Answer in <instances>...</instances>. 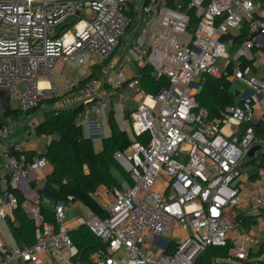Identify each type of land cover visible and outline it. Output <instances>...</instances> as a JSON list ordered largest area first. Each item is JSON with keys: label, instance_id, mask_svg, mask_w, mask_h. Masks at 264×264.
Returning a JSON list of instances; mask_svg holds the SVG:
<instances>
[{"label": "built area", "instance_id": "1", "mask_svg": "<svg viewBox=\"0 0 264 264\" xmlns=\"http://www.w3.org/2000/svg\"><path fill=\"white\" fill-rule=\"evenodd\" d=\"M124 36L132 37L136 64L169 78L167 87L148 93L137 74H114L117 87L142 94L130 111L131 126L148 139L115 152L131 182L107 188L101 212L83 205V216L69 217L73 202H59L48 220L39 203L26 199L21 205L35 222L36 240L21 246L0 237V264H47L41 254L50 264H81L71 232L82 225L103 242L86 264H196L209 246L230 242L229 257L243 260L264 242L257 226L243 229L238 219L250 208L264 209V157L258 182L241 166L255 144H262L255 157L264 153V136L253 125L264 115V74L255 71L264 54V0H0V90L26 112L62 96L53 68L61 59L75 61L87 75L79 88V122L86 124L111 102L91 66L111 58ZM206 75L240 85V102L221 120L209 118L198 101ZM78 82L68 79L69 89ZM11 134L3 119L0 218L19 205L11 190L49 165L45 155L6 149ZM236 228L242 232L233 238Z\"/></svg>", "mask_w": 264, "mask_h": 264}, {"label": "trees", "instance_id": "2", "mask_svg": "<svg viewBox=\"0 0 264 264\" xmlns=\"http://www.w3.org/2000/svg\"><path fill=\"white\" fill-rule=\"evenodd\" d=\"M243 35V37H246L245 32H243ZM240 39L238 38V41ZM97 68H99V65L93 68L92 77L99 78ZM85 79L79 81L74 90L79 89ZM139 79L140 87L148 93H157L169 85V78L165 75L159 78L156 77L153 68L149 65L140 67ZM197 98L200 105L208 110L209 118L217 120L222 119L224 110L240 102L237 88L225 76L216 78L206 75ZM48 101L53 102L55 99ZM38 104L23 112L6 100L5 108L0 111V114H4L6 117L19 118L23 113L28 114L36 111ZM83 107L84 104L80 101L71 107H54L46 110L39 122L35 124V132L37 135L51 136V141L41 151H25L29 157L35 154L45 155L49 161V166L52 168L44 176V180L40 185L33 182V187L38 194L40 210L48 220L55 219L54 208L45 204L44 200H51L54 203L79 201L93 211L101 212L102 208L96 197L99 187L101 185L107 188L122 187L124 182H131L126 170H123L124 172L119 170V162L115 159V152L127 149L135 140L139 139L146 142L148 139V135L135 136L132 126L131 137L127 130L120 128L111 116L112 133L103 139L101 150H97L92 137L86 134L84 124L79 122ZM128 117L130 118V113ZM2 118L0 116V123L3 121ZM253 125L256 136H264V119ZM10 151L12 153L20 152L14 147ZM263 157L264 153L260 152L254 158L247 157L246 161L242 163L241 166L244 170L249 169L250 166L256 168L251 174V178L255 179L259 176L258 170L263 165ZM1 180L2 173L0 170V182ZM11 192L17 196L19 201L18 207L13 210L15 223L10 224L11 232L17 244L21 246L32 244L36 240V225L34 220L29 218L22 208L21 204L26 200V196L20 189H12ZM238 219L242 220L243 229L246 230H251L258 223L256 214L247 216L239 213ZM71 236L79 248L80 253L77 259L80 260L81 264L90 263V254L103 246L101 239L85 225L71 232ZM230 246L231 242L225 246H209L196 261V264H227L224 260L229 257ZM239 261L241 264H264V242L252 247L248 258Z\"/></svg>", "mask_w": 264, "mask_h": 264}, {"label": "crops", "instance_id": "3", "mask_svg": "<svg viewBox=\"0 0 264 264\" xmlns=\"http://www.w3.org/2000/svg\"><path fill=\"white\" fill-rule=\"evenodd\" d=\"M124 38H127L126 41L127 42L129 41L131 43L132 37L124 36L123 40L117 47L114 55L111 58H109L107 62H104L102 64H98V63L93 64L90 70L92 73L93 68L99 65V68H97V71L99 73V78L102 80L104 90L111 100L110 107L107 109L109 110V112L106 110L104 114L100 116L97 114H93L91 119L86 124H84V130L86 134L92 137V139L94 140L95 148L97 150H101L103 139L110 136L112 133V129L110 126L111 116L115 119L118 126L125 130H127V128L124 122L126 121V119H128L129 126L131 128L130 118L128 117V114L130 113L131 109H133L138 104L141 98V95H142L141 93H137L136 91H134L132 88H130L127 85H124L122 87H117L114 82L115 80L114 74L120 70H124L125 73L129 77H131L133 74H137L138 77L140 76L141 66L136 64L134 61H132L129 58V56L126 55V51L123 46L124 42H126ZM261 58L262 59L258 63V66L255 67V71L258 74H264V54L261 55ZM78 70L79 71H77L78 74H77L76 80L81 81L82 79L87 78V75L83 74L81 69L78 68ZM68 79L69 77L66 76L65 73L61 75H56V76L53 74L52 82L55 85V87L59 90L60 94L62 95L61 98L58 99L57 101L61 102L63 100H66L70 104H76L82 100L80 91L73 90L74 92H71L68 95L64 96L65 91L69 90L66 86ZM234 85L236 88L240 87L238 83H234ZM12 106L16 107L15 104H12ZM24 115L25 113H23L19 117V119L23 117ZM0 116L3 117L2 114H0ZM262 119H264V115ZM39 120L40 119L34 118L31 123L32 125L30 124L29 126L28 125L25 126V124L27 123L25 122L24 126L26 128L24 130H21L18 124L14 128V131L12 130V134L10 135L8 140L4 142L5 148L11 150V148L14 147L15 149L20 150V151H28V150L41 151L45 147V145L51 141L52 137L46 136V135H37L36 132H34L35 135L32 134V128L34 127V131H35V124L39 122ZM97 145H99L100 148H98ZM51 170H52L51 166L48 165V167H46L43 171H38L36 174L34 173V175L37 177L36 180H32V179L30 180L36 183L37 185H40L44 180V176H46V174H48ZM247 170L249 171V175L251 178V174L254 172V170H256V168H254L253 166L252 167L250 166V168ZM258 171H259V176H257L255 179L251 178V181L258 182L261 179L262 177L261 168ZM0 183H1L0 184L1 185L0 186V203H2V199H4L5 197L6 183L3 178ZM19 189L26 196V199L30 201H31L30 196L32 197V194L33 195L35 194L37 197L35 203L36 202L39 203L37 191L33 187V185L28 184V181H25V180L22 181ZM106 189L107 187L104 185H101L99 187L97 191V193H99L101 196V199L97 198L99 203L103 199H105ZM44 203L52 208L54 206V202L51 200H44ZM72 205L73 207H71L70 209L69 217L76 216V215L83 216L84 211H85L84 206H83L84 204L82 202L75 201L72 203ZM259 209H263V208H259ZM259 209L253 207L249 209L250 211L249 213H244V212L242 213L247 216L251 214H256L257 219H258V223L256 226L259 228V230L256 228V231L257 233L259 232L263 233L264 232V209L263 210H259ZM11 223H15V216H14L13 211H9L5 218H0V237L7 244L16 243V240L11 232V228H10ZM77 229L72 230V232ZM40 258L43 259L45 263L50 264L49 262L50 259L46 255L41 254ZM13 264H35V263L34 262L23 263L20 261H16Z\"/></svg>", "mask_w": 264, "mask_h": 264}, {"label": "rangeland", "instance_id": "4", "mask_svg": "<svg viewBox=\"0 0 264 264\" xmlns=\"http://www.w3.org/2000/svg\"><path fill=\"white\" fill-rule=\"evenodd\" d=\"M124 40L126 41L127 38H124ZM124 48H125V51H126V55L129 56V58L133 61L132 59V55L130 53V47H131V44L130 42L126 41L124 42ZM79 68V65L77 64V62L75 61H64V60H59L56 62L54 68H53V72H54V75H61L63 73H65L66 76L69 77V79H74L76 80L77 78V74L79 71L78 70ZM67 88L69 89V85L66 84ZM75 91H80L79 89H75ZM71 92H74L73 90L69 89V90H66L65 91V95H68L69 93ZM61 97H48V98H44V99H41L40 102H39V106H38V109L36 111H33L31 113H28V114H25L23 117H21L20 119L19 118H10V117H6L4 116V114H2L4 120L6 121V123L12 128V130L14 131V128L19 124V127L21 128V130H24L26 127V125H30L32 123V120L34 118L36 119H41L43 114L45 113L46 110H50V108H65V107H71V106H74L75 104H70L68 101L66 100H63L61 102H58L57 100L60 99ZM52 99H55V101L53 102H49L48 100H52ZM109 112V110H107ZM25 122H27L25 124ZM125 125H126V128H127V132L128 134L132 137V132H131V128L129 126V120L126 119V121L124 122ZM25 124V126H24ZM32 125V124H31ZM34 127L32 128V134L35 135L34 133ZM9 138V137H8ZM7 139L4 140V142H6ZM11 139V138H10ZM98 148H100L99 145H97ZM263 151V150H262ZM120 164V163H119ZM118 164V168L119 170H121L122 172L125 171V169L123 168V166L120 164ZM124 170V171H123ZM25 181H28V184L30 185H33V182L29 179V180H25ZM124 182V181H123ZM97 195V198L98 199H101V196L99 193L96 194ZM36 195L32 194V197L30 196V199H31V202H35L36 201ZM259 210H263V209H259ZM258 230L259 228L256 227ZM241 232L242 230L239 229V228H236L233 232H232V237L233 238H238L240 235H241ZM259 232V231H258ZM261 233V232H259ZM264 234V232H263ZM227 264H241V262L234 258V257H228L226 260H224Z\"/></svg>", "mask_w": 264, "mask_h": 264}, {"label": "water", "instance_id": "5", "mask_svg": "<svg viewBox=\"0 0 264 264\" xmlns=\"http://www.w3.org/2000/svg\"><path fill=\"white\" fill-rule=\"evenodd\" d=\"M80 14V12H77V14L75 16H73L66 24L64 27H68L74 24V22L77 20L78 15ZM5 102H6V90L5 89H1L0 90V111H3L5 108ZM262 149V144H255L249 151V156L251 158L255 157V153L258 150Z\"/></svg>", "mask_w": 264, "mask_h": 264}, {"label": "bare ground", "instance_id": "6", "mask_svg": "<svg viewBox=\"0 0 264 264\" xmlns=\"http://www.w3.org/2000/svg\"><path fill=\"white\" fill-rule=\"evenodd\" d=\"M42 84H44V83H42Z\"/></svg>", "mask_w": 264, "mask_h": 264}]
</instances>
